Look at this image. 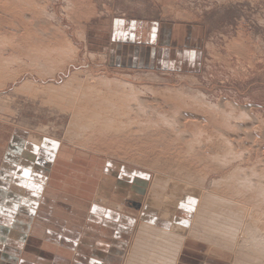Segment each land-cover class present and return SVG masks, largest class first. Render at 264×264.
<instances>
[{
    "label": "rangeland",
    "instance_id": "obj_1",
    "mask_svg": "<svg viewBox=\"0 0 264 264\" xmlns=\"http://www.w3.org/2000/svg\"><path fill=\"white\" fill-rule=\"evenodd\" d=\"M120 81L123 83L120 84ZM80 95L83 99H80ZM173 96L179 99L175 97L178 99L176 101ZM144 98L147 101H144ZM209 104L213 105L212 109ZM107 106L111 111L107 113L109 110L106 109L104 117V112L99 109ZM125 106L129 107V111L124 110L132 113L133 117L127 114L130 120L127 117H123V120L131 122L138 119L142 123L143 119L145 122H152V130H155L154 127H160L169 133L161 136L171 137L170 140L166 139V142L175 141L177 135H181L179 144L182 146L175 145L174 142L160 145L157 141L155 143L154 138L147 139V142L140 130L137 131L140 134L136 135V140H141L135 142L144 143L145 140V143H148L147 146L143 145L144 149L141 151L131 148V145L134 146L131 144L134 137H130L133 138L131 142L129 137L127 141L123 140L124 146L119 141L121 147H118L117 140L124 138L111 137L115 140H111L114 141L112 144L110 137L103 136L107 130L104 131L100 122L102 119L106 120L105 118L115 121L112 116L120 115L119 110ZM80 110L88 111L89 115L97 112L95 116L101 118L93 123L97 124L92 130L97 129L95 133L90 129L92 126L88 129L92 133L80 130V125L85 121L77 128L71 125L75 112ZM177 111L180 115L187 114L194 118L189 121L187 119L189 123L183 122L185 118L179 117ZM212 111L215 116H212ZM89 115L87 116L90 117ZM195 118L197 122L194 121ZM177 119L186 123L183 125L181 122L178 125ZM190 120L194 123L191 124ZM134 129L137 130L135 127ZM180 130L182 133H177ZM81 131L89 135H82ZM98 131L101 135L95 136L99 134ZM185 135L189 137L188 140L193 137L194 140H199V146L196 148V144L191 142L195 144L194 152L186 150ZM229 137L228 141L233 144L234 147L231 148L235 153H230L231 148L224 146L223 142ZM11 138L12 145L9 144ZM220 140H223V144L219 143ZM12 146L15 155L21 154L18 149L23 146L26 148L22 149L24 154L29 151L28 153L36 159L40 153L44 158L42 163L46 166L43 171L47 180L45 187H41V184L38 187L30 185L27 191L29 195L34 192L32 197L36 199L38 195H43L45 206L42 213L48 221L44 234L41 230L34 233L39 228L38 223H34V230L29 229L31 223H28L25 214L20 210L21 207L10 205L11 199L19 200V197L25 195V189L14 175V189L8 188L10 198L6 191L4 194L0 192V264H79L78 256H85L81 253V248L85 246L88 250L96 248L98 251L102 239L105 241L103 250L111 252L106 253L105 258L110 255L116 258L109 264H130L131 261L128 260L136 258L131 254L136 239L138 241L144 237L140 234L143 222L163 230H171L172 224H178V229L172 231V236L178 240L186 238L181 251L180 247L175 245L179 241L170 238L169 245L172 246V243L176 242L174 245L177 248H171L169 257L166 251V261L163 260L159 264H264V229H261V232L259 230L262 226L264 228V224L261 222L262 226H259V222L255 223V226L253 223L254 219L259 220L260 216L257 214V218L253 215L255 218L252 222V217L243 213L246 210L244 207L240 208L235 204L233 208L230 203L229 214L225 211L226 208L228 210L227 203L224 202V206L220 204L223 203L221 200L218 202L213 198L212 201L208 197L212 192L214 195L225 196L223 191L226 198L229 196L227 200L235 201L233 197L237 194L233 190L234 194H231L230 186H222L219 181L231 172H237L236 170L241 169V173H248L247 175L252 172V181L257 176L264 177V0H0V152L1 148L11 149ZM171 146H174L173 149ZM160 148L162 151L157 150ZM119 149H122V152ZM205 149L207 152H203ZM196 151H199L202 162L198 161L200 158H197ZM202 153H207V156L210 154L211 158L219 156L217 162L205 160L211 158L202 157ZM231 154H236L238 159L230 165L222 163V160H226ZM194 155L196 159L193 158ZM191 158L197 164L204 165H197ZM219 159L220 166L213 165H217ZM190 160L197 166L191 165ZM29 165L33 166L30 162ZM188 168L193 169L190 172L198 169L203 175L198 178L201 174L191 172L193 177L190 179L191 174L185 170ZM49 170H52V173ZM30 172L28 176H31V183L37 178L36 174H42L35 167ZM253 172L257 176H254ZM194 177L198 179L193 181ZM187 178L186 181L195 182L196 187L192 186L191 181L188 182L190 185L184 183ZM198 180H204V191L199 187L201 184L199 185ZM213 181L219 184H216L219 190ZM183 185L186 188H183ZM228 187L230 189H227ZM229 190L231 192H227ZM205 197L207 205L204 202L206 207H202L209 211L213 206L211 212L200 208L199 212L203 213L204 210L208 215L200 213L201 216H197L196 206L198 202H203ZM217 205H223L224 210L223 206ZM235 208L238 216L233 210ZM237 208L243 211L238 212L240 209ZM97 209L110 211L109 223L93 218ZM165 209L173 219L164 217ZM220 209L224 212L218 216ZM205 215L210 217V220ZM211 215L218 216L217 220L220 222L216 223L217 220L211 218ZM239 215L242 221L238 219ZM203 216L205 218L200 220ZM42 217L43 214L39 219H43ZM262 218L261 220H264V217ZM204 219H208L207 222ZM234 219H237V224H234ZM201 221L211 222H203L202 225ZM250 223L258 226V229L255 230ZM216 224L220 225L218 233L236 225L237 230L231 228L232 230L226 231L233 239L225 240L221 233L217 234L214 231L218 229ZM221 224H226L225 228L221 227ZM245 225L250 229L252 227L250 231L253 235L247 231L248 227H244ZM206 228L213 230L208 231ZM231 231H234V235ZM88 232L90 235H87ZM24 246H27V253L23 254L21 252ZM257 247L261 250L258 251ZM116 250H120L119 254H114ZM100 260L104 261L101 258ZM104 262L102 264H107ZM140 262L143 263L142 260Z\"/></svg>",
    "mask_w": 264,
    "mask_h": 264
},
{
    "label": "bare ground",
    "instance_id": "obj_2",
    "mask_svg": "<svg viewBox=\"0 0 264 264\" xmlns=\"http://www.w3.org/2000/svg\"><path fill=\"white\" fill-rule=\"evenodd\" d=\"M40 48V47H39ZM34 49V48H33ZM32 53V52H31ZM48 53V52H47ZM30 55V54H29ZM49 55L50 54H48V57H49ZM35 61V60H34ZM38 61V60H37ZM37 61H36V63H37ZM31 62V61H30ZM50 62V61H49ZM52 62V61H51ZM54 62V61H53ZM32 63V62H31ZM41 63V62H40ZM46 63V62H45ZM30 65V64H29ZM33 65V64H32ZM51 65V64H50ZM2 66H3V64H2ZM39 66V65H38ZM41 66V65H40ZM53 66V65H52ZM58 67V66H57ZM50 68V67H49ZM43 69V68H42ZM46 69V68H45ZM55 69V68H54ZM54 69H52V70H54ZM34 70V69H33ZM44 70V69H43ZM51 70V69H50ZM33 72V71H32ZM37 72V71H36ZM54 74V73H53ZM41 76V75H40ZM92 78V77H91ZM73 79V78H72ZM71 79V80H72ZM75 79V78H74ZM93 79V78H92ZM101 79V78H100ZM105 80V79H104ZM113 80V79H112ZM3 81V80H2ZM93 81H95V80H93ZM106 81V80H105ZM119 81V80H118ZM72 82V81H71ZM104 82V81H103ZM108 82V81H107ZM106 82V83H107ZM110 82H112V81H110ZM6 83V82H5ZM96 83V82H95ZM115 83H117V82H115ZM121 83H123V82H121L120 81V84ZM109 84V83H108ZM118 84V83H117ZM127 84V83H126ZM6 85V84H5ZM67 85V84H66ZM102 85H104V84H102ZM107 85V84H106ZM130 85V84H129ZM89 86V85H88ZM119 86V85H118ZM124 86V85H123ZM70 87V86H69ZM73 87V86H72ZM82 87V86H81ZM91 87H93V86H91ZM113 87V86H112ZM124 87H126V86H124ZM123 87V88H124ZM127 87H129V86H127ZM126 87V88H127ZM132 87V86H131ZM53 88V87H52ZM51 88V89H52ZM59 88H61V87H59ZM94 88V87H93ZM96 88H97V86H96ZM130 88V87H129ZM85 89V88H84ZM88 89V88H87ZM101 89V88H100ZM110 89V88H109ZM138 89V88H137ZM145 89V88H144ZM50 90V89H49ZM53 90V89H52ZM59 90V89H58ZM78 90V89H77ZM106 90V89H105ZM153 90V89H152ZM51 91V90H50ZM63 91V90H62ZM108 91V90H107ZM148 91V90H147ZM149 91H150V88H149ZM78 92V91H77ZM135 92V91H134ZM156 92V91H155ZM154 92V93H155ZM127 93V92H126ZM130 93V92H129ZM53 94H55V92L53 93ZM60 94V93H59ZM119 94V93H118ZM123 94V93H122ZM131 94V93H130ZM166 94V93H165ZM175 94V93H174ZM56 95V94H55ZM62 95V94H61ZM85 95V94H84ZM87 95H89V94H87ZM119 95H121V93L119 94ZM134 95V94H133ZM167 95V94H166ZM69 96V95H68ZM76 96V95H75ZM81 96V95H80ZM86 96V95H85ZM130 97H131V95H129ZM135 96V95H134ZM170 98H171V93H170ZM65 97V96H64ZM72 97V96H71ZM82 97V96H81ZM174 97V96H173ZM175 97H177V96H175ZM174 97V98H175ZM200 97H203V96H200ZM79 98V97H78ZM103 98V97H102ZM174 98H173V100H174ZM178 99H179V97H177ZM205 98V97H204ZM62 99V98H61ZM80 99H83V97L82 98H80ZM126 99V98H125ZM129 99V98H128ZM143 99V98H142ZM145 99V98H144ZM150 99V98H149ZM172 99V98H171ZM178 99H176L175 98V100L177 101ZM70 100V99H69ZM79 100V99H78ZM77 100V101H78ZM134 100V99H133ZM136 100H138L137 98H136ZM163 100H164V97H163ZM184 100V99H183ZM191 100V99H190ZM198 100H200V99H198ZM206 100V99H205ZM75 101V100H74ZM80 101H83V100H80ZM85 101V100H84ZM89 101V100H88ZM112 101V100H111ZM142 101V100H141ZM144 101H147L146 99L144 100ZM143 101V102H144ZM195 101V100H194ZM193 101V102H194ZM202 101V100H201ZM100 102V101H99ZM137 102H139V101H137ZM153 102V101H152ZM75 103H76V101H75ZM85 103V102H84ZM110 103V102H109ZM165 103H167V102H165ZM179 103V102H178ZM93 104V103H92ZM122 104V103H121ZM130 104H133V103H130ZM199 104V103H198ZM207 104V103H206ZM84 105V104H83ZM86 105V104H85ZM100 105V104H99ZM137 105V104H136ZM143 105V104H142ZM152 105V104H151ZM177 105V104H176ZM179 105V104H178ZM180 105H181V103H180ZM184 105V104H183ZM189 105V104H188ZM188 105H187V107H188ZM201 105V104H200ZM66 106H69V105H66ZM71 106V105H70ZM90 106V105H89ZM88 106V107H89ZM101 106H103L102 104H101ZM115 106V105H114ZM141 106V105H140ZM172 106V105H171ZM186 106V105H185ZM204 106H205V104H204ZM203 106V107H204ZM209 106H210V108L212 109V107H213V105L211 106L210 104H209ZM160 107V106H159ZM80 108H82V107H80ZM84 108V107H83ZM100 108V107H99ZM111 108V107H110ZM113 108V107H112ZM111 108V109H112ZM122 109L121 110H119L118 111V109H117V111L120 113V115H117L116 113V115L117 116H115V115H113L112 117L113 118H115L116 120L114 121L113 119V121L112 120H109L108 118H105L106 120H104V119H102V121L100 122V124H101V126H103L102 128H104L105 130V132H106V130H107V132L105 133V134H103V136H105V137H110V142H111V140H114L113 138L111 139V137H123L124 139H119V140H117L118 141V147H121V146H119V141H123V140H126L127 141V138L129 137V139H130V137H134V139L133 138H131L130 139V142L132 141V139H133V141H132V143L131 144H133L134 146H132L131 145V148L132 149H135V150H137V149H139L140 151L142 150V149H144L143 148V145H145V146H147V139H150V140H152L153 138H154V141H155V143H156V141L160 144V145H162L163 143H165L166 142V139H168V140H170V136L168 137V138H166V136H165V138L164 137H161L162 135H169V133L168 132H165L166 130L165 129H163V128H160V127H154L155 128V130L153 129L152 130V122L150 123V122H145L143 119H142V123L135 117V119H137V121H135V120H131V122H127V120H123L124 118L123 117H127V118H129V120H130V117H129V115L131 114V116H132V113H127V111H125L124 109H127L128 110V108H126V106L125 107H121ZM155 108H156V106H155ZM183 108V107H182ZM181 108V109H182ZM186 108V107H185ZM193 108V107H192ZM209 108V107H208ZM215 108H217L216 106H215ZM86 109V108H85ZM101 109H102V111H101ZM106 109H108L109 110V106H107V108L105 107V108H100L99 110L101 111V112H104V113H102V116L104 115V114H106L105 112L107 111ZM113 109H115V107L113 108ZM137 109V108H136ZM144 109V108H143ZM150 109H151V107H150ZM161 109V108H160ZM191 109V108H190ZM206 109H207V107H206ZM205 109V110H206ZM210 109V110H211ZM220 109V108H219ZM91 109H89V111H90ZM135 110V109H134ZM134 110H132V111H134ZM157 110V109H156ZM184 110V109H183ZM194 110V109H193ZM79 111V110H78ZM97 111V110H96ZM110 111L111 110H109V111H107V113L109 112L110 113ZM129 111V110H128ZM131 111V112H132ZM171 111V110H170ZM175 110H173V113H175L174 112ZM185 111V110H184ZM183 111V112H184ZM202 111V110H201ZM217 111H218V109H217ZM226 111V110H225ZM235 111V110H234ZM135 112V111H134ZM213 112V111H212ZM224 112V111H223ZM228 112V111H227ZM92 112H90V114H91ZM95 113L97 114V112H94L93 113V115L91 114V115H89V113H88V111L87 112H81V110H80V112H75V114H74V117H73V124H71V125H73V128L74 127H79V125L81 124V122L82 121H85L84 122V124L82 123V125H80L81 127H80V130H84L85 132L86 131H90V130H88L91 126H92V128H90L91 129V131L93 130V128L94 127H97L95 124H93V123H96V122H98V121H96L97 119L99 120V118L100 117H96L95 116ZM149 113V112H148ZM160 113V112H159ZM163 113V112H162ZM172 113V112H171ZM180 112L179 111H177V115L179 114ZM185 113V112H184ZM221 113V112H220ZM220 113H219V115H220ZM113 114V113H112ZM127 114H129V115H127ZM134 114V113H133ZM136 114V113H135ZM134 114V115H135ZM161 114V113H160ZM167 114V113H166ZM196 114H199V113H196ZM228 114V113H227ZM87 115H89L90 117H88ZM98 115L100 116V113H98ZM138 115V114H137ZM155 115H157V114H155ZM173 115V114H172ZM174 115H176V114H174ZM215 116V114H214V112H213V114H212V116ZM230 115V114H229ZM228 115V116H229ZM84 116H86L85 117V119H81V117H83L84 118ZM101 116V117H102ZM107 116V115H106ZM115 116V117H114ZM182 117V118H185V120H183V122L184 121H186L187 119H188V121H189V119H192V118H194V117H191V116H188L187 114L186 115H180L179 114V117ZM226 116V115H225ZM233 116V115H232ZM231 116V117H232ZM235 116V115H234ZM104 117H105V115H104ZM107 117H109V116H107ZM122 117V118H121ZM133 117V116H132ZM141 117V116H140ZM167 117V116H166ZM166 117H164V118H166ZM211 117V116H210ZM118 118V119H117ZM160 118V117H159ZM173 118V117H172ZM177 118V117H176ZM218 118H220V117H217V119ZM92 119V120H91ZM101 119V118H100ZM140 119V118H139ZM147 119V118H146ZM181 119V118H180ZM198 119V118H197ZM210 119V118H209ZM213 120H217V119H214V118H212ZM221 119H222V117H221ZM91 120V121H90ZM161 120V119H160ZM178 120V119H177ZM196 120V118L194 119V121ZM211 120V119H210ZM228 120V119H227ZM92 121H94V122H92ZM124 121H126L127 123H125ZM135 121V122H134ZM151 121V120H150ZM172 121V120H171ZM220 121V120H219ZM230 121V120H229ZM87 122V123H86ZM154 122V121H153ZM157 122H158V120H157ZM156 122V123H157ZM168 122V121H167ZM174 122H176V120H174ZM173 122V123H174ZM179 124L178 125H180V123L182 122H180L179 120L177 121ZM182 122V123H183ZM187 122V121H186ZM185 122V123H186ZM192 121L190 120V123H191ZM196 122H197V120H196ZM210 122V121H209ZM216 122V121H215ZM89 123H92V125L90 124L89 125ZM156 123H154V124H156ZM162 123V122H161ZM166 123V122H165ZM185 123H183V125L185 124ZM187 123H189V122H187ZM192 123H194V122H192ZM191 123V124H192ZM200 123V122H199ZM100 124H98V129L100 130ZM171 124H172V122H171ZM177 124V123H176ZM201 124V123H200ZM210 124H211V122H210ZM218 124V123H217ZM221 124V123H220ZM224 124H226V123H224ZM95 125V126H94ZM175 125V124H174ZM174 125H172V126H174ZM202 125H203V122H202ZM201 125V126H202ZM206 125V124H205ZM209 125V124H208ZM219 125V124H218ZM94 126V127H93ZM161 126V125H160ZM163 126H164V124H163ZM196 126V125H195ZM198 126V125H197ZM232 126V125H231ZM234 126V125H233ZM134 127L135 128H137V130L136 129H134ZM167 127V126H166ZM176 127V126H175ZM185 127V126H184ZM183 127V128H184ZM193 127V126H192ZM218 127H220V126H218ZM222 127H223V125H222ZM178 128V127H177ZM180 128V127H179ZM228 128V127H227ZM230 128V127H229ZM72 130V129H71ZM77 130V129H76ZM97 129H95L94 131H92L93 133H95V131H96ZM138 130H140L139 132H141V133H143V135L145 136H143V135H138L139 137H141V136H143L144 138H146L145 140L147 141L146 143H145V140H144V138L142 139V140H144V143L142 142V141H140V143H138L139 141L138 140H141V138H139V139H137L136 140V135L139 133V132H137ZM174 130H175V128H174ZM182 130V129H181ZM181 130L180 131H177V133L179 132H181ZM216 130V129H215ZM225 130V129H224ZM233 130V129H232ZM90 131V132H91ZM102 131V130H101ZM168 131V130H167ZM171 131V130H170ZM196 131V130H195ZM213 131V130H212ZM231 130H229V132H230ZM74 132H75V130H74ZM83 131H81V133H82ZM91 132V133H92ZM99 132V134L97 133V135H95V136H99V135H101L100 134V131H98ZM172 132H174L173 130H172ZM171 132V133H172ZM176 132V131H175ZM198 132V131H197ZM216 132H218V131H216ZM241 132H242V130H241ZM79 133V132H78ZM102 133V132H101ZM104 133V132H103ZM165 133H167V134H165ZM182 133V132H181ZM183 133L185 134V132L183 131ZM196 133V132H195ZM207 133V132H206ZM221 133V132H220ZM219 133V134H220ZM227 133H228V130H227ZM74 134V133H73ZM84 133H82V135H83ZM86 134H88L89 135V133H85L84 135H86ZM112 134V135H111ZM140 134V133H139ZM173 134V133H172ZM176 134V133H175ZM189 134V133H188ZM199 134V133H198ZM222 134V133H221ZM243 134V133H242ZM79 135V134H78ZM111 135V136H110ZM132 135V136H131ZM135 135V136H134ZM177 135V134H176ZM175 135V136H176ZM187 135V134H186ZM184 136V138L186 139V141L187 142H185V147H187V149L186 150H188V149H190V151L192 150V152H194L193 150H195V148L197 147V146H199V144H198V141L195 139H193V138H190V140H188L189 139V137H187V136ZM190 135V134H189ZM188 135V136H189ZM80 136V135H79ZM174 136V137H175ZM216 136V135H215ZM101 137V136H100ZM178 137V138H177ZM177 139H175V141L174 140H172V141H169L170 143H172V142H174L173 144H175V145H177L178 144V146H180L181 144H179L180 143V141H181V135H177ZM197 137V136H196ZM211 137V136H210ZM236 137V136H235ZM239 137V136H238ZM96 138V137H95ZM208 138V137H207ZM242 138V137H241ZM87 139V138H86ZM91 139V138H90ZM102 139V138H101ZM106 139V138H105ZM129 139H128V141H129ZM172 139H173V137H172ZM184 139V140H185ZM223 139H225V138H223ZM230 139V137L229 138H227V141L225 140L224 142H223V140H222V142L224 143V146H227L228 148L230 147H232L233 146V144L231 143V141L229 142L228 140ZM251 139V138H250ZM97 140H98V138H97ZM108 140H107V142H108ZM184 140L182 141V142H184ZM213 140V139H212ZM242 140V139H241ZM249 140V139H248ZM115 141V140H114ZM114 141H112V142H114ZM135 141H138V142H135ZM154 141H152V142H154ZM202 141V140H201ZM218 141V140H217ZM109 142V143H110ZM111 142V143H112ZM124 142V141H123ZM123 142H122V144H123ZM169 142H166L167 143V145H168V143ZM191 142H194L195 144H196V146H195V148H194V146H193V144L191 143ZM221 142V140H220V142L219 143H222ZM248 142V141H247ZM108 143V144H109ZM151 143V142H150ZM155 143H153L154 145H155ZM165 143V144H166ZM200 144L202 143V142H199ZM205 143V142H204ZM214 143V142H213ZM222 143V144H223ZM113 144V143H112ZM112 144H110L111 146H112ZM115 144H117L116 142H115ZM114 144V145H115ZM128 144V143H127ZM153 144H151L152 146H153ZM183 144V143H182ZM194 144V145H195ZM203 144V143H202ZM201 144V145H202ZM217 144H218V142H217ZM237 144V143H236ZM235 144V145H236ZM120 145H121V143H120ZM150 145V144H149ZM200 145V147H202ZM123 146H124V144H123ZM122 146V147H123ZM130 146V145H129ZM155 146H157V145H155ZM159 146V145H158ZM164 146V145H163ZM182 146V145H181ZM180 146V147H181ZM205 146V145H204ZM209 147H210V145H208ZM214 146V145H213ZM108 147V146H107ZM116 147V146H115ZM126 147H128L127 145H126ZM125 147V148H126ZM162 147V146H161ZM167 147V146H166ZM172 147H174V146H171V148ZM208 147V148H209ZM221 147H223L222 145H221ZM227 147H226V149H227ZM234 147V146H233ZM114 148V147H113ZM124 148V147H123ZM165 148V147H164ZM199 148V147H198ZM211 148V147H210ZM214 148V147H213ZM225 148V147H224ZM229 148V149H230ZM148 149V148H147ZM163 149V148H162ZM167 149H169V148H167ZM173 149V148H172ZM221 149V148H220ZM225 149V150H226ZM234 149V148H233ZM114 150H115V148H114ZM129 150H131V149H129ZM139 150H137V151H139ZM152 150H153V148H152ZM157 150H161V148L160 149H157ZM175 150V149H174ZM179 149H177V151H178ZM181 150V149H180ZM201 150V149H200ZM206 150V149H205ZM244 150V149H243ZM119 151H121L122 152V149L120 150L119 149ZM133 151V150H132ZM144 151V150H143ZM142 151V152H143ZM156 151V150H155ZM162 151V150H161ZM170 151H171V149H170ZM203 151V150H202ZM234 151V150H233ZM232 151V148H231V150L229 151L230 153H232L233 152ZM238 151V150H237ZM29 152V151H28ZM149 152V151H148ZM147 152V153H148ZM166 152H168V151H166ZM172 152H173V150H172ZM197 153H198V161L199 162H202L201 161V157H199V151H196ZM195 152V154H197ZM203 152H207V150L206 151H203ZM50 153H51V151H50ZM123 153H125V151L123 152ZM162 153H164V152H162ZM169 153V152H168ZM179 153V152H178ZM190 153V152H189ZM210 153V152H209ZM224 153H226V152H224ZM233 153H235V152H233ZM237 153V152H236ZM117 154V153H116ZM127 154H128V152H127ZM176 154V153H175ZM207 154V153H206ZM206 154H204V153H202V154H200L202 157L204 156V158L206 157V158H209L211 155L210 154H208V156L206 155ZM212 154V153H211ZM215 154V153H214ZM238 155H239V153H237ZM242 154V153H241ZM146 155V154H145ZM187 155V154H186ZM186 155H185V157H186ZM190 155H192V154H190ZM213 155V154H212ZM232 155V154H231ZM231 155H229V158L227 157V159L226 160H224L223 158H220V159H223L222 160V163H224V164H226V165H230V164H232L233 162L232 161H235V159L237 158L235 155L236 154H233L232 156ZM237 155V156H238ZM181 156H182V154H181ZM188 156V155H187ZM215 156V155H214ZM217 156V155H216ZM224 156V155H223ZM242 156V155H241ZM248 156H250V155H248ZM26 157V156H25ZM123 157V156H122ZM127 157V156H126ZM184 157V158H185ZM190 157V156H189ZM194 157H196L195 155L193 156V158ZM219 156H217L216 158L215 157H213L212 156V158L211 159H205V160H210V161H215V162H217V158H218ZM226 157V156H225ZM239 157V156H238ZM243 157V156H242ZM30 158V157H29ZM240 158V157H239ZM41 159V158H40ZM44 159V158H43ZM160 159V158H159ZM158 159V160H159ZM188 159H190V158H188ZM187 159V160H188ZM194 159H196V158H194ZM220 159H219V161H218V163H219V165H218V163H217V165L216 164H214L213 163V165H215V166H220ZM238 159V158H237ZM236 159V160H237ZM241 159H243V158H241ZM263 159V158H262ZM31 160V159H30ZM186 160V159H185ZM191 160H193L192 158H191ZM190 160V161H191ZM203 160V159H202ZM204 160V161H205ZM249 160V159H248ZM247 160V161H248ZM161 161V160H160ZM183 161V160H182ZM193 161H195V160H193ZM263 161V160H262ZM32 162V161H31ZM189 162V161H188ZM192 162V161H191ZM196 162V161H195ZM195 162H192V164L191 165H196L197 164V162H196V164H195ZM212 162H210L211 164H212ZM250 162V161H249ZM260 162V161H259ZM133 163H134V161H133ZM158 163H160V162H158ZM185 163V162H184ZM262 163V162H261ZM186 164H188L187 162H186ZM190 164H188V165H190ZM199 164V163H198ZM197 164V165H198ZM223 164V165H224ZM43 165V164H42ZM196 165V166H197ZM199 165H201V166H203L202 164H199ZM222 165V167H224ZM262 165V164H261ZM30 166V165H29ZM43 166H46V165H43ZM165 166V165H164ZM208 165H206V167H207ZM31 167V166H30ZM170 167V166H169ZM200 167V166H199ZM213 167V166H212ZM211 167V168H212ZM221 167V168H222ZM229 167H231V166H229ZM239 167V166H238ZM184 168H185V166H184ZM187 168V167H186ZM190 168H191V166H190ZM190 168H188V169H185V170H187V171H189V174H191V176L189 175V178L190 177H193V175H192V173L191 172H193V171H191L190 172V170H193V169H190ZM193 168H195L194 166H193ZM204 168V167H203ZM209 168V167H208ZM225 168V167H224ZM224 168H223V170H224ZM240 168V167H239ZM239 168H236V169H239ZM262 168V167H261ZM17 169V168H16ZM164 169V168H163ZM162 169V170H163ZM201 169V168H200ZM218 169V168H217ZM220 169V168H219ZM235 169V170H236ZM260 169V168H259ZM258 169V170H259ZM30 170V169H29ZM174 170V169H173ZM176 170H177V168H176ZM180 170V169H179ZM178 170V171H179ZM184 170V169H183ZM195 170V169H194ZM202 170V169H201ZM225 170H226V168H225ZM240 170V171H239ZM239 170H236L237 172H235L234 171V173H232L231 172V174L230 175H228L227 177H225L223 180H222V178H221V180L219 181V184H221L222 186L225 184L226 186H230V188L228 187L227 189H230L231 191L233 190L237 195L235 196L234 195V197L233 198H235V201L233 200L232 201V199L229 201V200H227L228 198H229V196L227 195V197L228 198H226L225 196H226V193H224L223 191H222V194H225V196L224 195H222V196H219V195H221V194H218V192L216 193V194H218V195H214L213 193L214 192H212V194H209L208 195V193H207V195H208V197H209V199L211 200L212 199V201L215 199H217V201L218 202H220V200H221V202H223V203H220V204H224V202L225 203H227L228 205V210H229V203H230V206H232L233 208L235 207V204H236V206L237 207H244L246 210H242V209H238L237 211L238 212H240L241 210L243 211V213L244 214H249L251 217H252V222H253V218H255V217H257L258 215L262 218V217H264V177L262 178H260L259 176H257V174H255L254 172H253V174H254V176L256 175L257 177L256 178H258V179H260V180H256V178H255V180H253L252 181V179H254V178H252L251 179V175H252V172H251V175H247L248 173L245 171V170H243V172H245V173H247V174H242L241 173V169H239ZM247 170V169H246ZM15 171H17V170H15ZM15 171H14V173H15ZM28 171V170H27ZM157 171V170H156ZM160 171V170H159ZM214 171V170H213ZM217 171V170H216ZM219 171V170H218ZM220 171H222L221 169H220ZM239 171V172H238ZM248 171V170H247ZM253 171V170H252ZM33 172V171H32ZM180 172V171H179ZM198 173V174H201V172L197 169V171H195V172H193V173ZM200 172V173H199ZM261 172V171H260ZM18 173H19V171H18ZM38 173V172H37ZM209 173V172H208ZM264 173V172H263ZM174 174V173H173ZM187 174V173H186ZM197 174V175H198ZM219 174V173H218ZM262 174V173H261ZM32 175H33V173H32ZM43 175V174H42ZM41 175V176H42ZM179 175V174H178ZM184 175V174H183ZM188 175H187V177H188ZM203 174H201L200 176H197L198 178H201V176H202ZM26 176L28 177V175L26 174ZM180 176H182V175H180ZM186 176V175H185ZM194 176H195V174H194ZM205 176H206V174H205ZM262 176H264V175H262ZM31 177V176H30ZM177 177V176H176ZM179 177V176H178ZM197 177H194V178H192V180L193 179H195L196 180V178ZM204 177V176H203ZM215 177V176H214ZM221 177V176H220ZM253 177V176H252ZM25 178V177H24ZM175 178V177H174ZM182 178H184L183 176H182ZM197 178V179H198ZM206 178H207V176H206ZM217 178H219V177H217ZM33 179V178H32ZM36 179V178H35ZM173 179V178H172ZM180 179H181V177H180ZM191 179V178H190ZM203 179H205V178H203ZM12 180H14V179H12ZM37 180V179H36ZM41 180V179H40ZM185 181L186 180H188V178L187 179H184ZM195 180H193V181H195ZM199 180H201V179H199ZM199 180H198V182H199ZM205 180H207V179H205ZM216 180V179H215ZM214 180V181H215ZM31 181V180H30ZM38 181V180H37ZM44 181V180H43ZM183 181L184 183H186V184H188V185H190L188 182H190L191 180H189L188 182L186 181ZM193 181H191L192 183H193ZM213 181V182H214ZM255 181H257V182H255ZM14 182V181H13ZM21 182V181H20ZM19 182V183H20ZM34 182V181H33ZM197 182V181H196ZM197 182V183H198ZM203 182H204V180H203ZM203 182H199V187L201 188L202 187V184H203ZM205 182H207V181H205ZM216 182V181H215ZM215 182H214V184H215ZM217 182H218V180H217ZM22 183V182H21ZM195 183V182H194ZM193 183V187H196V183L194 184ZM35 184V183H34ZM210 184V183H209ZM212 184V183H211ZM217 184V183H216ZM215 184V185H216ZM219 184H217V185H219ZM22 185V184H21ZM195 185V186H194ZM208 185V184H207ZM215 185H211L212 187L214 186L215 187ZM216 185V186H217ZM220 185V186H221ZM40 186V185H39ZM205 185H203V187H204ZM232 186V187H231ZM11 187V186H10ZM26 187V186H25ZM28 187V186H27ZM30 187V186H29ZM42 187V186H41ZM185 186L183 185V188H184ZM198 187V188H199ZM203 187H202V189H203ZM213 187V188H214ZM225 187V186H224ZM223 187V188H224ZM186 188V187H185ZM212 188V189H213ZM216 188V187H215ZM214 188V189H215ZM221 188V187H220ZM10 189V188H9ZM14 189V188H13ZM17 189V188H16ZM35 189H37V188H35ZM206 189V188H205ZM209 189V188H208ZM208 189H206V190H208ZM211 189V190H212ZM222 189V188H221ZM220 189V190H221ZM225 190H226V188H224ZM224 189H222V190H224ZM20 190V189H19ZM217 190H219L218 189V186H217ZM227 191V192H231V191ZM203 191H204V189H203ZM215 191V190H214ZM233 191L231 192V194H234L233 193ZM1 192V191H0ZM199 192H202V191H199ZM209 192V191H208ZM226 192V191H225ZM2 193V192H1ZM13 193V192H12ZM11 193V194H12ZM27 193V192H26ZM33 193V192H32ZM196 193V192H195ZM204 193V192H203ZM205 193H206V191H205ZM210 193V192H209ZM221 193V192H220ZM34 194V193H33ZM230 194V193H229ZM24 195V194H23ZM164 195V194H163ZM187 195H189V193H187ZM186 195V196H187ZM206 195V196H207ZM1 196V195H0ZM5 196V195H4ZM8 196V195H7ZM30 196V195H29ZM183 196V195H182ZM219 198V200H218V198ZM9 197V196H8ZM196 197V196H195ZM199 198H200V196H198ZM203 197H204V195H203ZM216 197V198H215ZM232 197H230V198H232ZM238 197H240V199H238ZM10 198V197H9ZM207 197H205V199H206ZM214 198V199H213ZM184 199V198H183ZM195 199V198H194ZM203 200V202L201 201V202H198L199 204H197V208H196V214H197V216L199 215V216H201L200 215V213H201V211L199 212V210H200V208H203V207H206L205 206V204L207 205V199L206 200ZM199 200V199H198ZM195 201H197V200H195ZM209 201V200H208ZM15 202V201H14ZM167 202H169V201H167ZM204 202H206L205 204H204ZM211 202V201H210ZM232 202V203H231ZM6 203V202H5ZM30 203V202H29ZM35 203V202H34ZM40 203V202H39ZM172 203V202H171ZM178 203H180V202H178ZM217 203V202H216ZM10 204H12V203H10ZM27 204V203H26ZM168 204V203H167ZM175 204H177V203H175ZM214 204V203H213ZM231 204H233V205H231ZM171 205V204H170ZM174 205V204H173ZM178 205V204H177ZM202 205H203V207H202ZM208 205H210L209 203H208ZM217 206H219V207H222L221 205H217ZM216 206V208H219V207H217ZM224 206H225V204H224ZM224 206H223V210H224ZM226 206V207H227ZM19 207V206H18ZM174 207H175V205H174ZM177 207V206H176ZM211 206H209V208H210ZM213 207V206H212ZM211 207V208H212ZM225 207V208H226ZM231 207V208H232ZM247 207H248V209H247ZM208 208V207H207ZM211 208H210V210H211ZM216 208H214V209H216ZM203 209H205V208H203ZM222 209V208H221ZM221 209H220V213L218 214V216L221 214V213H223L224 211H222L221 212ZM208 211V209H205V211ZM209 210V211H210ZM228 210H227V208L225 209V211H227V213H229L230 214V210H229V212H228ZM234 210V212H235V215H237L238 216V214H237V212H236V208L235 209H233ZM248 210V211H247ZM208 211V212H209ZM198 212H199V214H198ZM207 212V213H208ZM211 212V211H210ZM212 212H213V210H212ZM215 212V211H214ZM216 212H217V210H216ZM215 212V213H216ZM234 212H231V214L232 213H234ZM150 213V212H149ZM203 213H204V210H203ZM203 213H201V214H203ZM206 213V212H205ZM204 213V214H205ZM206 213V214H207ZM227 213H224V214H227ZM172 214V213H171ZM170 214V215H171ZM203 214V215H204ZM258 214V215H257ZM18 215V214H17ZM158 215V214H157ZM164 215V217L166 218H170V219H173V218H171V217H169V213H168V210L167 209H165V214H163ZM162 215V216H163ZM195 215V214H194ZM208 215V214H207ZM228 215V214H227ZM253 215H255V217H253ZM6 216H7V214H6ZM161 216V217H162ZM171 216H173V215H171ZM206 216V215H205ZM216 216V215H215ZM218 216H216V217H213L212 215H211V218H215L216 220H217V217ZM224 217H225V215H223ZM223 216H221L222 217V219H223ZM233 216H234V214H233ZM232 216V217H233ZM241 216H243L244 218H245V216L242 214ZM250 216H248V217H250ZM17 217V216H16ZM159 217V216H158ZM163 217V218H164ZM207 217V216H206ZM228 217V216H227ZM230 217V216H229ZM231 217V218H232ZM235 217V216H234ZM233 217V218H234ZM259 217V220H257L256 219V221H255V219H254V225L256 226V224L255 223H259L260 222V224H259V226L261 225V222H262V224H264V220H261V218ZM177 218V217H176ZM199 218V217H198ZM203 218H205L204 216L202 217V219H201V217L199 218L200 220H203ZM207 218H209V220H210V217H207ZM219 218V217H218ZM233 218L231 219V220H233ZM247 218V217H246ZM258 218V217H257ZM15 219V218H14ZM13 219V220H14ZM35 219V218H34ZM33 219V220H34ZM152 219V218H151ZM178 219V218H177ZM195 219H197V218H195ZM195 219H193V220H195ZM224 219H229V218H224ZM238 219H241V221L243 220L242 219V217H240V215H239V218ZM247 219H249V218H247ZM263 219V218H262ZM204 220H206V219H204ZM208 220V219H207ZM207 220H206V222H207ZM219 220V219H218ZM216 221V223L217 222H220V221ZM221 220V219H220ZM236 220L237 219H234V224L236 223ZM172 221V220H171ZM199 221V220H198ZM197 221V222H198ZM212 221V220H211ZM210 221V222H211ZM227 221H229V220H227ZM226 221V222H227ZM239 222H240V220H238ZM251 221V220H250ZM13 222V221H12ZM204 222V221H203ZM202 221H201V224L203 223ZM206 222H204V223H206ZM209 221H208V223H210ZM172 223H174V221L172 222ZM194 223V222H193ZM208 223H206V224H208ZM222 223H224V220H222ZM230 223V222H229ZM242 223V222H241ZM246 223V222H245ZM214 224V226H215V223H213ZM228 224V223H227ZM237 224V223H236ZM248 224V223H247ZM156 225V224H155ZM174 225V226H173ZM194 225V224H193ZM203 225V224H202ZM202 225H200V226H202ZM210 225H212V224H210ZM217 225V224H216ZM221 225H223V226H221V227H223V228H225L224 227V225H226V224H221ZM231 225V224H230ZM229 225V226H230ZM249 225V224H248ZM244 226V227H248V229H247V231L249 230V232H251L250 230L252 229V227L253 228H255V230L256 229H258L257 227H255V226H253V224H251L250 223V225L252 226L251 227V229L249 228V226ZM141 226H142V228H141V232H140V234H141V236H144L143 238H141V240L140 239H138V241H137V239H136V244H135V246L133 247V251H134V253H132V256L134 255L136 258H130V259H132L131 260V264H136V263H138V264H159L161 261H163V260H165L166 261V257L164 256V254H166L167 252L166 251H168V253H167V256L169 257V254L171 253V251H172V249H174L175 250V248H177V247H180V249L179 250H181L182 249V244L184 245V241H185V239L186 238H179V240L178 239H176L174 236H172V235H174L173 234V232L172 231H174V230H176V229H178V228H176V226L178 227V224H172V228H171V230H163V229H159V228H157V227H155L154 225H152V224H150V223H147V222H143L142 224H141ZM199 226V227H200ZM204 226H207V225H204ZM203 226V227H204ZM209 226V225H208ZM220 226V225H219ZM218 225H217V228L218 229H214V231H216V233L217 234H219V233H221L222 234V236H224L225 237V240H228V239H233L231 236H229V233H227L226 231H230V229L232 228V229H234V228H236V230H237V226L236 225H233V227H232V225L229 227V228H227V229H229V230H226V229H222L223 231H221V229H220V231L221 232H219L218 233V231H219V227ZM241 226V225H240ZM262 226V225H261ZM4 227V226H3ZM24 227V226H23ZM179 227H180V224H179ZM195 227H196V225H195ZM210 227H212V226H210ZM227 227V226H226ZM263 227V226H262ZM259 228V230H260V232H261V229H264V228ZM26 228V227H25ZM181 228V227H180ZM214 228V227H213ZM215 228H216V226H215ZM17 229V228H16ZM23 229V228H22ZM140 229V228H139ZM197 229H200V228H197ZM206 229H209V228H206ZM231 229V230H232ZM240 229V228H239ZM238 229V230H239ZM241 229H242V227H241ZM195 230V229H194ZM213 229L212 228H210L208 231H212ZM218 230V231H217ZM235 230V231H236ZM243 230V229H242ZM246 230V229H245ZM19 231V230H18ZM30 231V230H29ZM179 231V230H178ZM241 231V230H240ZM246 231V233H249V232H247ZM180 232V231H179ZM188 232H189V230H188ZM191 232H193L192 230H191ZM190 232V235L192 234ZM234 232V231H233ZM233 232L231 231V233L233 234ZM245 232V231H244ZM254 232V231H253ZM11 233V232H10ZM19 233V232H18ZM210 233V232H209ZM227 233V234H226ZM235 233H237V232H235ZM252 233V232H251ZM262 233H264V230L262 231ZM176 234V233H175ZM195 234V233H194ZM213 234V233H212ZM231 234V235H232ZM11 235H12V233H11ZM14 235V234H13ZM16 235V234H15ZM179 235V234H178ZM190 235H188V236H190ZM216 235V234H215ZM220 235V234H219ZM234 235V234H233ZM252 235H253V233H252ZM263 235V234H262ZM2 236V235H1ZM138 236V235H137ZM183 236H184V234H183ZM186 236H187V234H186ZM185 236V237H186ZM193 236V235H192ZM251 236V235H250ZM221 237V236H220ZM234 237V236H233ZM252 237V236H251ZM255 237V236H254ZM136 238V237H135ZM171 238V240L173 239V240H177V241H179L178 243H172V246H170L169 245V243H170V241H168L169 239ZM200 238V237H199ZM3 239V238H2ZM23 239V238H22ZM201 239V238H200ZM206 239H208V238H206ZM222 239V238H221ZM263 239V238H262ZM7 240V239H6ZM212 240V239H211ZM256 240V239H255ZM19 241V240H18ZM168 241V242H167ZM189 241V240H188ZM235 241V240H234ZM240 241V240H239ZM20 242V241H19ZM135 242V241H134ZM196 242V241H195ZM17 243V242H16ZM23 243V242H22ZM25 243V242H24ZM140 243H141V245H140ZM144 243V244H143ZM168 243V244H167ZM216 243V242H215ZM257 243V242H256ZM261 243V242H260ZM177 246H175V245ZM263 244V243H262ZM242 245V244H241ZM251 245V244H250ZM254 245V244H253ZM14 246V245H13ZM169 246V247H168ZM194 246V245H193ZM187 247V246H186ZM246 247V246H245ZM261 247V246H260ZM19 248V247H18ZM172 248V249H171ZM239 248V247H238ZM257 248H259V247H257ZM22 249V248H21ZM203 249V248H202ZM256 250V249H255ZM258 251L259 250H261L260 248L259 249H257ZM262 251H263V249H262ZM261 252V251H260ZM259 252V253H260ZM264 252V251H263ZM258 253V254H259ZM262 254V253H261ZM264 254V253H263ZM13 255V254H12ZM22 255V254H21ZM260 255V254H259ZM140 256H145L144 258L143 257H140ZM258 256V255H257ZM255 257V256H254ZM3 258V257H2ZM9 258V257H8ZM259 258H261V257H259ZM6 259V258H5ZM218 259V258H217ZM10 260V259H9ZM8 260V261H9ZM140 260H142L143 261V263L142 262H140ZM240 261H241V259H239ZM262 260H263V258H262ZM7 261V260H6ZM129 261V260H128ZM248 261V260H247ZM246 261V262H247ZM258 261V260H257ZM239 262V261H238ZM260 262H261V260H260ZM263 262V261H262ZM261 262V263H262ZM8 263V262H7ZM162 263V262H161ZM237 263V262H236ZM242 263V262H241ZM253 263V262H252ZM166 264V263H165ZM255 264H257V263H255Z\"/></svg>",
    "mask_w": 264,
    "mask_h": 264
},
{
    "label": "crops",
    "instance_id": "obj_3",
    "mask_svg": "<svg viewBox=\"0 0 264 264\" xmlns=\"http://www.w3.org/2000/svg\"><path fill=\"white\" fill-rule=\"evenodd\" d=\"M12 138H14V137H12ZM12 138H11V142H9L10 145L13 144ZM22 147L23 146H21V149H18V150L21 151V154L17 153L16 155H15V152L13 151V146L11 147V149H9V148H1V152H0V191L3 194L6 191V193L8 195V188H10V189L13 188V184H14L13 181L14 180H12V179H14V175H15L17 180L22 182V183L20 182V185L22 184L21 187L25 189V195L19 197L20 198L19 200H18V198L11 199L12 200V202H11L12 204H10V205L20 206L21 207L20 210L22 211L23 215L25 214V217L27 218L28 223L29 224L31 223L29 229L34 230V223L37 222L38 223V227L40 229L39 228L36 229L34 233H37L39 230H41V233L44 234V231L46 229L45 225H46V222L48 221V220L45 219V214L42 213V209L45 206V200H44V198H42L43 195L41 197H40V195H38L37 199H36V197H32V195H34L33 194L34 192L32 194H30V196H29L27 190H29V188H30L29 186L30 185H33V187H36V185H37V187H38L41 184L42 187H45V184H46L45 182L47 181L46 177H45V173H44L45 171H43V169L45 170V166H43V165H45V163H42V158L43 157L40 155V153H39L38 157H36V159H35L34 155H30L27 151L24 154L23 153L24 151L22 152V149H26V148H24V147L22 148ZM29 162L31 164H33V166L38 171H40L43 174V175L41 174L42 176L40 174H36L37 175L36 179L38 181L35 179V180H33L34 182H32V183L30 181L31 180L30 177L26 176V174L29 175L31 173L30 170H33V168H34L33 166H31V167L29 166ZM54 164H52L53 168H54ZM35 165H37V166H35ZM52 167L50 166L49 168H52ZM53 168H52V170H53ZM15 170H17V171H15ZM52 170L51 171L49 170V171L52 173ZM14 171H15V173H14ZM18 171H19V173H18ZM36 175H35V177H36ZM24 179H25L26 182H24ZM38 194H39V192H38ZM94 212H95V214H94L95 217H93L94 219H97V220L100 219V220H102V221H104L106 223H109V217L111 216V213H110L109 210L97 209ZM42 214L44 215V217H42L43 219H41V218L39 219V217ZM122 220H123V218H122ZM56 227L57 226H55V228ZM47 234L49 236L52 235V233H47ZM87 235H90L89 232L87 233ZM30 236H31V232L29 233L28 239L30 238ZM80 236H82V235H80ZM108 241H109V238H108L107 242ZM104 243H105V241H104V239H102L101 240V247H98V248H100V249H98V251H97L96 248L88 250L87 247L83 246L81 248V250H82L81 253L84 254L85 256L79 255L78 256V258H79L78 263L79 264H102V262H104V261H105L104 263H107V264H109V262L112 263V261H114L116 258H115V256H112V255H110L112 257L109 256V257L105 258V254L106 253L110 254L111 252H107V251L103 250L104 249L103 248L104 247ZM122 245H123V247L125 246L124 243H122ZM25 249H27V246L23 247V251L21 253H23V254L27 253V251H25ZM108 249H109V247H108ZM83 250H85L84 253H83ZM79 252H80V250H79ZM119 252H120V250H116L114 252V254H119ZM132 253H134L133 250L131 251V254ZM99 257L101 259H104V261L100 260ZM131 260L132 259H129V262ZM130 264H131V262H130Z\"/></svg>",
    "mask_w": 264,
    "mask_h": 264
}]
</instances>
